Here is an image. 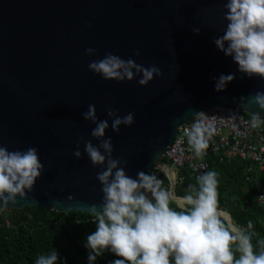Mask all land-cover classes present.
<instances>
[{
  "label": "water",
  "instance_id": "obj_1",
  "mask_svg": "<svg viewBox=\"0 0 264 264\" xmlns=\"http://www.w3.org/2000/svg\"><path fill=\"white\" fill-rule=\"evenodd\" d=\"M225 2L0 0V146L35 147L44 165L32 190L0 211L32 206L89 214L92 204L100 206V169L83 152V140L97 143L90 135L95 125L81 115L89 104L109 125L108 108L120 116L134 113L133 125L106 130L113 157L127 161L132 177L153 173L157 163L168 167L163 155L178 127L215 106L264 118L251 98L264 91V79L244 77L212 42L227 23ZM89 47L94 55L86 54ZM106 52L144 67L154 64L162 75L146 86L138 84L139 77L102 79L88 65ZM220 73L236 78L217 92L212 77ZM78 139L81 158L73 155ZM174 188L172 182L170 192L182 198Z\"/></svg>",
  "mask_w": 264,
  "mask_h": 264
},
{
  "label": "clouds",
  "instance_id": "obj_2",
  "mask_svg": "<svg viewBox=\"0 0 264 264\" xmlns=\"http://www.w3.org/2000/svg\"><path fill=\"white\" fill-rule=\"evenodd\" d=\"M222 8L226 10L223 19L227 23L221 35L212 37L216 49L230 57L244 77L264 79V0H226ZM191 30L200 32L199 27ZM85 52L94 55L96 49L89 47ZM88 68L102 79L116 82L139 77L137 82L141 86L162 75L154 64L144 67L131 57L123 59L111 52L91 61ZM235 78V73L213 76L214 90H225ZM251 98L264 110V91H256ZM81 115L95 125L90 135L97 143L83 140V152L92 166L100 169L96 179L103 193L100 206L92 204L86 211L96 226L86 237L88 264H95L106 251L119 257L111 264H264V247L258 252L254 250L253 233L232 222L226 223L218 210L219 181L215 170L200 171L196 183L188 185L179 208L173 207L176 197L163 186L162 179L145 171L132 177L125 170L127 161L113 157L112 139L106 136V130L111 127L118 132L121 125H133L134 113L120 116L118 110L108 108L111 125L108 119L97 117L93 104ZM262 123L259 115H255L250 127L256 129ZM216 131L214 122L203 119L184 130L195 157L207 155ZM76 144L73 155L81 158L79 139ZM43 170L35 147L10 151L7 146H0V208L14 204L17 196L25 197ZM253 227L249 221L247 229ZM34 264H66V261L55 249L40 254Z\"/></svg>",
  "mask_w": 264,
  "mask_h": 264
},
{
  "label": "trees",
  "instance_id": "obj_3",
  "mask_svg": "<svg viewBox=\"0 0 264 264\" xmlns=\"http://www.w3.org/2000/svg\"><path fill=\"white\" fill-rule=\"evenodd\" d=\"M209 162L211 170L218 173V210L228 213L234 224L252 232L254 250L260 251L264 247V204L257 203L256 196L264 191V170L250 171L251 163L238 159L227 164L214 159ZM164 181L169 188L167 179ZM195 183L196 180L186 174L183 181L176 182L175 195L183 197L188 185ZM172 206L179 208L174 202ZM4 217L8 218L9 225ZM92 219L87 213L32 206L11 209L9 214L0 211V264H34L40 254L55 249L66 264H88L86 237L96 230ZM249 221L254 226L251 230L247 229ZM117 258L106 251L95 264H111Z\"/></svg>",
  "mask_w": 264,
  "mask_h": 264
},
{
  "label": "built area",
  "instance_id": "obj_4",
  "mask_svg": "<svg viewBox=\"0 0 264 264\" xmlns=\"http://www.w3.org/2000/svg\"><path fill=\"white\" fill-rule=\"evenodd\" d=\"M252 117L246 116L240 110L215 106L180 125L172 144L163 155L168 162L166 168L175 174L174 180L172 181L160 167L155 173L163 181L167 179L169 182V188L165 181L163 186L170 191V184L183 181L186 174L195 180L200 171L211 169L210 159L226 164L238 159L264 170V123L259 128L252 129L250 127ZM199 119L214 122L217 128L210 141L207 155L203 158L193 155L184 137V130ZM256 200L257 203L264 204V191L257 194ZM4 222L9 225L8 218L4 217Z\"/></svg>",
  "mask_w": 264,
  "mask_h": 264
},
{
  "label": "bare ground",
  "instance_id": "obj_5",
  "mask_svg": "<svg viewBox=\"0 0 264 264\" xmlns=\"http://www.w3.org/2000/svg\"><path fill=\"white\" fill-rule=\"evenodd\" d=\"M156 165L160 166V168H162L166 172V174L171 178L172 181L174 180L175 174H174L173 171H171L170 169H167L166 166L163 165V164L157 163ZM175 201L180 206L181 198H176ZM220 212L223 213V218L225 220H227L228 222H232L233 223V221H232V219H231V217H230V215L228 213H226L224 211H220Z\"/></svg>",
  "mask_w": 264,
  "mask_h": 264
},
{
  "label": "rangeland",
  "instance_id": "obj_6",
  "mask_svg": "<svg viewBox=\"0 0 264 264\" xmlns=\"http://www.w3.org/2000/svg\"><path fill=\"white\" fill-rule=\"evenodd\" d=\"M159 167H160V166H157V165L155 164V166H154V171L157 170V169H159ZM250 171H255V173H257V172H258V169H257L256 167H254V166H251V170H250ZM4 212H5V214H9V213H10V210H5Z\"/></svg>",
  "mask_w": 264,
  "mask_h": 264
}]
</instances>
